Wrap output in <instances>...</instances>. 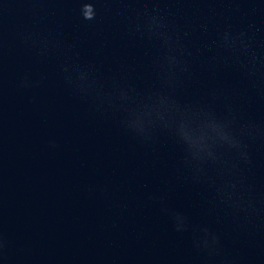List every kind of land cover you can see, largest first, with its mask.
I'll use <instances>...</instances> for the list:
<instances>
[{
    "label": "clouds",
    "instance_id": "obj_1",
    "mask_svg": "<svg viewBox=\"0 0 264 264\" xmlns=\"http://www.w3.org/2000/svg\"><path fill=\"white\" fill-rule=\"evenodd\" d=\"M85 18H86V19H89V18H91V15H90V13H86V14H85Z\"/></svg>",
    "mask_w": 264,
    "mask_h": 264
}]
</instances>
